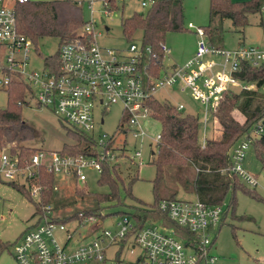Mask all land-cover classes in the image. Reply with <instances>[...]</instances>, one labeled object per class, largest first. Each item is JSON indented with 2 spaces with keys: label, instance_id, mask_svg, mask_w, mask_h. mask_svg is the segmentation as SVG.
<instances>
[{
  "label": "built area",
  "instance_id": "1",
  "mask_svg": "<svg viewBox=\"0 0 264 264\" xmlns=\"http://www.w3.org/2000/svg\"><path fill=\"white\" fill-rule=\"evenodd\" d=\"M15 1L22 3L28 0ZM123 1L115 0L118 6ZM137 1L147 8L155 0ZM87 4L90 16L84 20L81 30L59 46L56 60H51L49 66L46 67L44 57L39 56L43 67L33 69L32 42L17 30L13 4L0 0V89L7 93L12 77H17L26 86V105L33 101L36 107L50 110L65 126L92 138V151L98 155L95 158L86 156L89 154L69 155L61 154L60 150H37L23 158L11 153L9 145L3 146L0 149V180L26 187L33 198L46 189L39 183L43 172L54 176L56 183L52 190L56 192L60 183L72 177L75 184L84 183V170H94L99 174L101 161H112L114 155H124L125 140L116 149L112 136L96 132V110L99 108L102 125L103 114L111 106H120L123 116L119 130L124 137L130 135L139 144L149 139L154 141L156 148L160 133L151 137L143 125L144 120L153 118L149 101L160 89L188 93L202 107L201 116H195L201 123L199 141L204 147L209 139L206 134L207 126L212 123L211 113L223 95L229 91L255 89L254 83L239 78L242 63L257 67L264 62V49L251 44L229 49L215 46L209 42L202 26L189 22L187 26L193 29L196 37L192 56L181 64H168L165 59L171 48L161 41L158 49L162 59L155 69L151 66L155 53L150 45L141 41L132 40L122 50L102 46L98 42L101 32L96 31L94 6L98 4V10L105 15L115 9H110L107 0H87ZM261 18L264 19V15ZM101 22L104 23L102 18ZM174 108L182 114L184 105L178 104ZM263 133L261 121L253 124L230 148L229 163L220 173L235 176L256 188L259 181L244 170L243 162L252 142ZM131 155V160L140 159L141 152L134 147ZM158 208L177 227L190 233L191 238H183L175 229L161 222L160 225L153 222L134 230L132 219L120 215L115 231L104 229L90 241L75 245V237L80 238V228L86 225L98 227L101 224L98 221L102 219L84 217L77 221V228L69 231L64 223L45 218L35 221L34 226L21 235L13 247L14 260L17 264H106L107 261L113 264H216L210 232L220 224L221 206L208 205L195 198L191 201L162 200ZM45 210L49 214L52 206L45 207ZM56 233L63 235L62 243ZM126 247L129 257L123 258Z\"/></svg>",
  "mask_w": 264,
  "mask_h": 264
},
{
  "label": "trees",
  "instance_id": "2",
  "mask_svg": "<svg viewBox=\"0 0 264 264\" xmlns=\"http://www.w3.org/2000/svg\"><path fill=\"white\" fill-rule=\"evenodd\" d=\"M107 1L110 9H119L115 0ZM208 1L209 20L207 25L202 27L209 42L219 47L223 46L221 28L224 19H229L232 27L236 29L243 28L247 24L248 16L257 12L261 14L264 5V0ZM13 8L17 30L31 40L33 51L38 56H41L37 47L40 37L59 38L55 53L44 56L46 67L49 66L51 60H56L59 46L74 37L76 29L84 22L82 5L75 0H28L22 3L15 1ZM121 25L123 34L128 40H132L133 35L140 32L141 42L144 45H150L155 53V58L151 59V66L157 69L162 59V53L158 49L159 42L164 41L166 33L183 29V0H155L145 12H133L131 16L122 20ZM239 78L254 83L255 88L259 89L264 84V62L257 67L242 63ZM25 88L22 81L17 77H12L7 89V107L0 109V149L4 145H9L11 153L28 158L37 149L24 145L26 141L33 138V131L23 122L20 115L21 109L27 106ZM148 104L152 117L161 125L160 141L156 146V152L151 153L153 156L151 163L155 167V177L152 180L153 204L146 206L132 197L130 189L137 180L136 175L130 176L125 184L118 165L105 159L100 162L101 172L97 183L106 186L108 192L95 194L86 189H74L73 192L77 197L92 202L94 206L66 217H57L51 211L48 214L45 210V207L52 204L55 194L52 190L56 183L53 175L42 173L39 183L46 186V189L41 191L37 198L31 197L24 186L7 183L33 204L36 222L46 218L51 222L66 224L71 221H80L87 216L104 219L106 215L103 214V210L105 208L123 207L125 199H130L136 201L132 214L128 215L134 222V230L159 221L175 229L183 238H191L190 233L177 227L158 208L160 201L175 199L174 190L178 185L190 189L196 198L208 205L221 206L229 189H241L254 195L253 190L247 191L243 188L237 177L221 174L220 170L226 168L229 163L230 148L243 137L251 126L259 121L264 125V100L260 99L256 90L229 91L223 95L218 106L211 113V121L216 124L220 138L206 140L204 147H201L199 141L201 123L198 116L180 114L174 107L155 99H151ZM233 110H237L238 117L232 113ZM63 128L66 130V137L74 140L75 143L73 145L64 144L59 151L61 154H89L86 156L98 157L92 151L94 145L92 138L65 125ZM252 148L255 160L264 168V133L252 142ZM193 169L195 175L190 180L187 175ZM196 169L199 171L197 172ZM69 180L76 185L74 177ZM168 191H172L170 196L163 197L162 194ZM57 209V207H52V210ZM222 219L223 213L220 224ZM212 244H214L213 241Z\"/></svg>",
  "mask_w": 264,
  "mask_h": 264
},
{
  "label": "rangeland",
  "instance_id": "3",
  "mask_svg": "<svg viewBox=\"0 0 264 264\" xmlns=\"http://www.w3.org/2000/svg\"><path fill=\"white\" fill-rule=\"evenodd\" d=\"M30 1H46V0H30ZM79 1L82 5V17L87 19L90 16L87 0ZM242 1V0H233ZM10 5L14 0H6ZM123 5L118 10L112 11L105 15L99 9V5L95 4V17L97 19L96 31L101 32L98 42L102 46L111 47L115 50H122L128 46L132 40L141 41L140 32H136L132 40H128L122 31V20L131 16L133 12H145L146 7L140 6L137 0H124ZM209 1L208 0H183V29L166 33L164 42L171 48V53L166 57L168 64H181L185 57L193 50L196 44V37L193 29L187 25L191 22L194 26H206L209 20ZM261 14L253 13L247 18V24L243 28L232 27L229 19L222 22L221 35L222 45L229 49L243 42L244 44L256 45L264 49V19ZM101 18L104 23L101 22ZM107 27L108 29H105ZM81 30V26L76 29L75 34ZM59 43V38L55 36H42L37 41L38 51L41 56H49L55 53ZM170 62V63H169ZM32 68L41 69L43 67L42 59L33 51ZM257 91L261 100H264V84ZM154 99L161 103H167L172 107L178 104L184 105L182 114H191L201 116V106L194 101L188 93H180L176 89H160L154 93ZM8 96L6 91L0 89V109L7 107ZM238 117L237 110L232 112ZM21 119L33 131V138L24 143L25 146L42 150L46 152L58 151L64 144L73 145L74 140L66 137L64 123H62L50 110L38 108L33 101H29L28 105L20 111ZM123 116L120 106H111L106 113L103 114V123L100 124L101 110H96L97 127L96 132L106 133L114 138L113 145L116 149L122 146L125 140L124 155H114V159L110 161L112 164L118 165L121 175L127 183L132 175L137 176V180L131 186V195L133 198L141 201L146 206L152 205L154 197L152 193V180L155 177V167L152 165L151 153L156 152L154 141L144 139L139 144L135 142L130 135L124 137L119 130L121 118ZM212 123L207 126V137L209 139L220 138V133L216 124ZM144 128L151 137H155L161 131L160 123L154 118L143 121ZM3 146V145H2ZM5 146V145H4ZM134 147L140 150V159L131 160V154ZM119 152V151H118ZM140 162V164H139ZM243 168L246 172L258 179V186L251 188L241 179L239 183L247 191L253 190V197L250 193H246L241 189H229L221 202L223 213L222 223L212 229L210 232L213 241L212 254L216 259V264H264V168L255 160L252 144L246 152ZM86 177L84 183L73 185L72 180H67L59 184L58 191L55 192L52 207V214L57 217H66L81 210H87L94 204L87 200H81L73 192L74 189H86L90 193L104 194L108 192L106 186L97 183L99 174L90 169L83 171ZM194 169L190 171L187 178H194ZM72 181V182H71ZM172 191L163 193V197H169ZM174 192L175 199L191 201L196 197L188 188H182L178 185ZM121 195L124 194L121 191ZM62 205H65L62 207ZM136 206L135 200L125 199L123 207H108L103 210L105 218L99 220L101 224L86 225L79 229L80 238L75 237V245L90 241L94 235L107 229L116 230V223L120 220V214L127 216L133 212ZM36 218L34 217L33 204L20 192L7 184L4 180H0V264H17L13 257V247L20 239L21 235L30 230V227ZM160 225V222H156ZM67 230L72 231L77 228V221H71L65 224ZM60 243L63 242V235L56 233ZM123 258H128V247L122 254ZM81 264H97L95 262H87ZM106 264H113L107 261Z\"/></svg>",
  "mask_w": 264,
  "mask_h": 264
},
{
  "label": "crops",
  "instance_id": "4",
  "mask_svg": "<svg viewBox=\"0 0 264 264\" xmlns=\"http://www.w3.org/2000/svg\"><path fill=\"white\" fill-rule=\"evenodd\" d=\"M124 2V1H123ZM3 3H5V4H7L6 3V0H3ZM13 3H11L10 5H12ZM123 5V3L121 4V6ZM240 44H244L243 42H241V43H238V45H240ZM237 45V46H238ZM236 47V46H235ZM194 50H195V47L193 48V50L185 57V59L183 60V62L185 61V60H187L189 57H191L192 56V54L194 53ZM173 64H177V63H174L173 62Z\"/></svg>",
  "mask_w": 264,
  "mask_h": 264
},
{
  "label": "water",
  "instance_id": "5",
  "mask_svg": "<svg viewBox=\"0 0 264 264\" xmlns=\"http://www.w3.org/2000/svg\"><path fill=\"white\" fill-rule=\"evenodd\" d=\"M105 29H108L107 27H105Z\"/></svg>",
  "mask_w": 264,
  "mask_h": 264
}]
</instances>
